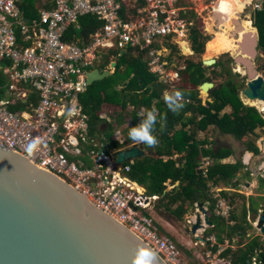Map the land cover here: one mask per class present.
Segmentation results:
<instances>
[{
	"label": "built area",
	"instance_id": "built-area-1",
	"mask_svg": "<svg viewBox=\"0 0 264 264\" xmlns=\"http://www.w3.org/2000/svg\"><path fill=\"white\" fill-rule=\"evenodd\" d=\"M138 1L142 6H129L126 0H42L38 17L29 18L22 7L26 0H0V146L68 181L145 240L167 264H194L168 235V226L155 216L161 195L150 194L130 176L135 161L118 164L113 154L120 149L108 151L104 142L90 135L89 116L80 101L75 103L89 87L87 72L112 51L147 53L151 71L161 83L172 91L180 90L186 65L171 63L166 52L172 41L185 38L188 9L181 5L182 0ZM86 16L103 21V26L88 42L66 40L70 28H78L79 20ZM182 100L192 102L183 96ZM23 105L26 107L20 111L12 109ZM36 139L42 143L30 155L27 145ZM116 140L123 141L121 132ZM210 164L203 158L200 168L204 176H208ZM224 191L216 185L210 188L216 215L229 218L233 206L222 195ZM261 213L248 217L259 232ZM195 217L186 218L189 228ZM198 231L191 239L197 245L192 247L194 254L200 246L207 252L196 264H231L219 258L230 247V239L219 244L214 235L205 238V230ZM260 235L264 243V235ZM251 262L261 264L257 257Z\"/></svg>",
	"mask_w": 264,
	"mask_h": 264
},
{
	"label": "trees",
	"instance_id": "trees-1",
	"mask_svg": "<svg viewBox=\"0 0 264 264\" xmlns=\"http://www.w3.org/2000/svg\"><path fill=\"white\" fill-rule=\"evenodd\" d=\"M41 1L26 0L28 5L24 4L22 7L26 10L27 17H38L39 9L36 6ZM192 16L195 17L194 12ZM78 24V28L74 26L70 28L66 40H88L104 23L93 16H86L82 17ZM253 24L259 30V47L264 51V0H261V7L254 11ZM191 31L194 53L204 54L205 46L210 42L212 36L203 38L202 32L197 26L191 27ZM172 46L173 54L181 52L179 46ZM129 52L123 56H120L118 51H112L106 55L103 59V66L110 64L111 58L119 59L115 75L101 81L100 86H96L95 82L84 92L83 98L81 95L79 97L83 112L89 116L90 135L98 138L100 135L106 134L110 141V147L114 149L126 147L137 142L127 135L128 129L139 123L137 108L141 104L146 107L147 111L155 107L159 113L157 112L158 119L153 134H156L159 142L160 158L146 156L136 160L132 163L130 176L145 185L150 194H160L161 199L158 207L160 204L166 206L178 219H183L195 202L207 203L214 229L206 233V238L212 235L217 236L218 243L222 244L226 238L233 239L240 233L243 234L241 241H244L247 232L252 230V226L247 220L246 213L241 218L234 212V198L243 196L241 194L227 195L226 192H223L222 195L234 210L229 218L219 217L216 215V200L210 194V188L221 183L227 184L236 178L245 167L240 162H237L236 165L215 163L210 166L208 176H204L200 168L202 159L212 160L218 155L205 147V143L209 142L207 139L202 141L199 138L200 132L208 135L216 129L223 134H231L239 140L246 141L254 138L255 140H252L251 144L249 143L250 148L255 155H260V150L255 142L260 138V135L257 134L258 130L264 134V120L255 107L243 103L240 92L245 84L235 82L233 78L240 75L232 74V69L225 68L226 64L219 61L216 64L218 71L213 72L215 76L226 75L227 80L224 84L212 89L210 97L212 102H203L199 96V86L207 81L212 82L213 78L217 77L208 76L207 70L210 68L205 67L202 62L196 63L188 58L185 59L184 56H179L186 65V69L181 72L180 91L185 98L192 99V103L187 104L181 112H173L168 109L163 99L165 86L159 82L158 76L151 72L150 64L144 60L147 53L137 52L136 56L133 51ZM170 59V61L173 60L171 57ZM123 65H126V70L122 69ZM260 68L264 71V62ZM35 97L37 96L32 95V98ZM132 106H135V109H131ZM24 107L26 105L20 108L12 107V109L20 111ZM227 107H230V112H225ZM105 110H110L109 114H112L115 122L108 123L107 119L102 117ZM188 111H192L193 115L185 119L184 114ZM198 117L201 119L198 120ZM128 122H130V126L125 127ZM163 123H167V126L160 130ZM118 130L124 135L121 142L114 139ZM183 152H187L186 157H175L176 154ZM219 157L222 158L223 155L220 154ZM178 181L181 183L176 187L175 184ZM169 185H174V188L169 189ZM253 239V242L251 240L241 242L240 247L236 250L228 248L221 254V258L231 264H252V259L257 257L261 264H264V243L262 239L258 240L255 236ZM216 249L217 247L215 251H217Z\"/></svg>",
	"mask_w": 264,
	"mask_h": 264
},
{
	"label": "water",
	"instance_id": "water-1",
	"mask_svg": "<svg viewBox=\"0 0 264 264\" xmlns=\"http://www.w3.org/2000/svg\"><path fill=\"white\" fill-rule=\"evenodd\" d=\"M241 38L240 51L248 56L236 55L235 60L247 69L249 77L241 93L248 100L264 102V76L252 67L251 60L257 56L258 28L244 32ZM216 63V59L203 60L205 66ZM111 75L112 71L93 69L86 74L87 84L91 86ZM214 88V83L207 81L198 90L209 95ZM75 103L79 104L78 98ZM147 153L156 155L153 147L137 142L113 156L123 164ZM237 186L240 182L234 183ZM198 207L193 233L204 228L203 220L212 224L204 202ZM260 210L257 228L261 231L253 227V235H264V204H260ZM141 244L155 251L154 264H167L145 240L68 181L0 146V264H132Z\"/></svg>",
	"mask_w": 264,
	"mask_h": 264
},
{
	"label": "rangeland",
	"instance_id": "rangeland-1",
	"mask_svg": "<svg viewBox=\"0 0 264 264\" xmlns=\"http://www.w3.org/2000/svg\"><path fill=\"white\" fill-rule=\"evenodd\" d=\"M126 1L130 2L131 4L134 3V0H126ZM212 1H214V0H212ZM210 2H211V0H186V1L182 0L181 1V5L186 7L187 9H189L188 10V22L190 24H189V30L186 33L185 38L182 37L183 39L179 38V39H177V41L171 42L172 45L179 46V49L181 51L180 53L178 52L177 54H175L174 60L176 63L181 64L182 60H181V58H179V56L181 57V54H184V53L186 55H190L189 59L196 62V63H201V62L203 63V60H208V59H211L212 57H214L217 62H219V61L224 62L226 64L225 68L232 69V74L240 75L239 77H233L235 82L247 84V81L249 79L248 71L244 66H241L240 63L234 61V55H233V54L240 55V51L238 49H239V47L241 48V46H238L237 51L235 50L236 47L231 50V49L227 48L226 45L224 44L223 40H221L222 38L224 39L226 37V33H228V31L226 29L227 25L225 23L227 20L226 14H225L226 4L223 3L221 0H217V4H215V9H214V7H213L214 4L211 5ZM256 3L261 4V1L260 0H236V7H235L236 11L234 10V13L237 12L238 16L240 17L239 18L240 21L241 20L245 21L246 19H251V18L253 20L254 11L256 9ZM214 11H216L215 13H216L217 19L215 17ZM193 12L195 14L194 18L192 16ZM193 26H197L200 29V31L202 32L203 38L205 36H210V37L212 36V39L210 40V42H208V44H206V46H205V53L202 55L195 54L193 51V48L190 47V45L192 44V42H191V33H192L191 27H193ZM250 27L251 28H249L247 30V32L248 31L254 32L255 27H253L254 30H253L251 25H250ZM241 32H235V30H233V31H230L229 34L235 40V42L236 41L240 42V40H242V38L240 36ZM181 42L188 43L189 48L188 49L185 48L186 46L181 44ZM168 49L172 53V51H173L172 48L168 47ZM206 50H207V52H206ZM213 50H215V51H213ZM237 52H239V53H237ZM243 54L246 57L248 56L245 53H243ZM251 60H252V67L257 69V73L264 75V71H262L260 68L261 64L264 62L263 48H257V56ZM182 64H184V63H182ZM237 66H238V68H237ZM205 67L210 68L209 70H207L208 76H210L211 78L217 77V78H213V82L215 83V88L219 87L220 85H222L226 82V80H227L226 75L222 76L219 74V76H215L213 71H218V69L216 68V64H214L213 66H205ZM239 68H241L240 69L241 71L238 70ZM237 70H238V72H237ZM104 80H106V79H104ZM100 82L101 81L96 82L95 83L96 86H100ZM201 94L203 95V97H205L207 95V93H204L203 91H201ZM83 96H84V93L81 94V98H83ZM240 97L247 106H250V107L253 106L256 109H258L259 112H263V110L261 111V109H260L261 106L259 108V104H258V102H263V101H261V100L260 101L248 100L242 95L241 92H240ZM82 102H83V99H82ZM255 102H257L258 105ZM120 110H122V107H120ZM230 111H231L230 107H227L225 109V112H230ZM215 133H217V131H215ZM257 134L260 135V138L256 142L255 141L254 142L257 144V146L260 149V155L253 159L254 160V166L253 167H255V165L257 167H259L260 165H263V168H264V164H263L264 163V134H262V132L260 130L257 131ZM199 138L202 141H203V139L204 140L207 139L209 141L208 143H205V145H207L213 140V132H210L208 135L205 134ZM252 140H255V139L251 138V141ZM221 154L223 156L231 155L230 151H227L226 149H222ZM256 163H258V164H256ZM241 171H245L247 178L252 179V177L250 176V172L246 171L245 168H243V170H241ZM171 186L172 185H169V189ZM255 192L257 193V195L251 196L247 200L250 203V205L253 206L252 207L253 210H257L259 207L258 206L259 203L261 201H263L262 198L264 196V178H261L259 180L258 187L255 190ZM239 204H241V201H239ZM159 209L160 210L155 209V213L157 214V215H155L156 218H158L159 221L160 220L162 222L164 221L165 224H167L166 221H168V220H170L174 224V230L176 229V233H172V234L169 233L168 235H170L176 242H178L179 246L181 247V250L184 252V255L190 259H193L194 264H196L198 261H201V259L205 257V250L199 249L194 254L195 250L193 248H195L197 245L192 244V240H194V236L192 234V231L190 230L189 227H187V224L185 222V218L188 215L193 214V211L194 212L197 211L196 208L194 210L189 209V211L186 213V215L184 216L183 219H178V217L175 214L170 212L166 208V206H164L162 204H160ZM247 210H248V208H247ZM248 212H249V210H248ZM237 213L239 214V212H237ZM255 237L258 240L263 238L261 235H257ZM253 241H254V239L252 237L251 242H253ZM199 248H203V247L200 246ZM189 249H192V250H189Z\"/></svg>",
	"mask_w": 264,
	"mask_h": 264
},
{
	"label": "crops",
	"instance_id": "crops-1",
	"mask_svg": "<svg viewBox=\"0 0 264 264\" xmlns=\"http://www.w3.org/2000/svg\"><path fill=\"white\" fill-rule=\"evenodd\" d=\"M32 1H34V0H32ZM186 1V0H185ZM261 1V0H260ZM127 2V1H126ZM127 4L129 5V6H133V5H137L138 7H140V6H142V2L141 1H138L137 2V0H134V3L133 4H131L130 2H127ZM210 4L211 5H213L214 4V9H215V4H217V0L215 1H212L211 0V2H210ZM248 5V4H247ZM37 7V9H39V8H41V5H40V3H38V5L36 6ZM189 10V9H188ZM216 11H214V13H215ZM215 17H216V13H215ZM216 19H217V17H216ZM239 19V18H238ZM250 20V22H251V26H252V28L253 27H255V29H256V26H253L254 24H253V20H252V18L251 19H249ZM233 23V25L235 24L234 22H232ZM259 39V38H258ZM87 42L89 41V40H86ZM182 41V40H181ZM179 42V41H178ZM240 46V45H239ZM168 47H173L172 45L171 46H168ZM190 47H192V44L190 45ZM257 48H260L259 47V40H258V47ZM166 50H167V47H166ZM173 50V49H172ZM239 51H240V47H239V49H238ZM237 51V50H236ZM137 52H139V51H133V53H134V55H138V53ZM168 52V53H167ZM166 52V54L168 55H170L169 56V58H168V60L170 61L171 59H170V57L171 58H173V60L172 61H170L171 63L173 62V61H175L174 60V57H175V54H173V51H172V53H171V51H169V49H168V51ZM120 53V56H123V55H125V54H127V53H130L129 51L128 52H119ZM184 53V52H183ZM237 53H239V52H237ZM243 55V56H245L241 51H240V55ZM234 55V61H236L235 59H236V55L235 54H233ZM181 56H184L185 57V59H189V56H187V55H184V54H181ZM144 60H145V62L146 63H149V58H148V56H146L145 58H144ZM115 63H117V65H116V67H114V64ZM183 62H181V64H182ZM218 63V62H217ZM216 63V64H217ZM239 63V62H238ZM150 64V63H149ZM118 65H119V59L118 58H116V57H114V58H111V62H110V64H108L107 66H103V62H101L100 64H96V66L93 68V69H99L101 72H104V71H107V70H109V71H112V75L110 76V77H112V76H114L115 75V73H116V71H117V67H118ZM92 69V70H93ZM122 69L123 70H126V65H123L122 66ZM91 70V71H92ZM150 70H151V67H150ZM152 72V71H151ZM153 73V72H152ZM155 74V73H154ZM155 75H157V74H155ZM158 76V75H157ZM110 77H108V78H110ZM108 78H106V79H108ZM158 80H159V82L161 83V81H160V78L158 77ZM213 82V81H212ZM214 83V82H213ZM162 85H164L163 83H161ZM202 85V84H201ZM200 85V86H201ZM214 85H215V83H214ZM165 86V85H164ZM199 86V87H200ZM189 89H192V87H189ZM199 91V90H198ZM165 92H172V90H170L167 86H165V89H164V93ZM81 95V94H80ZM199 96L200 97H202V94L199 92ZM80 97V96H79ZM184 97V96H183ZM80 99V98H79ZM192 100V99H191ZM80 101V105H81V107H82V109H83V106H82V104H81V100H79ZM243 101V100H242ZM192 103V102H191ZM191 103H183V107L182 108H180L178 111L179 112H181L182 111V109L184 108V107H186L187 106V104H191ZM244 103V102H243ZM245 104V103H244ZM131 109H135V106H132L131 107ZM137 110H138V112L140 113L141 111H143L144 113H146L147 112V109H146V107H144L142 104L137 108ZM109 111L110 110H105L104 111V113H102V117H104L105 119H107V122L108 123H113V122H115L114 121V119H113V117H112V115L111 114H109ZM157 112L159 113V111L157 110ZM193 114V112L192 111H188V112H186L185 114H184V118H186V117H189V115H192ZM139 121L141 120V116L139 115ZM201 119V117H198V120H200ZM90 125V124H89ZM107 125V124H106ZM130 126V122H128L126 125H125V127H129ZM163 126V128L161 129V127ZM161 127H160V130H163L166 126H167V123H163V125H162ZM215 131H219V130H215ZM89 132H90V126H89ZM121 131H117L116 132V135H115V140H116V138H117V136H118V134L120 133ZM122 133V132H121ZM123 134V133H122ZM203 135H205L203 132H200V137L201 136H203ZM220 136H218L217 138H214V136H213V140L209 143V144H207L206 145V148L207 149H210V150H212V151H214V154H217L218 155V157L217 158H213L212 159V165H214L215 163H220V164H232V165H236V163L237 162H242L243 163V165L245 166V170L246 171H248V172H250V176L252 177V179H248L247 178V176H246V172L245 171H241V173L240 174H238V176L236 177V178H234V179H232V180H230V182H227V184H225V183H221L220 185H218V186H220V187H222V188H225L226 189V191H224V192H226L227 193V195L229 194V195H236V194H241L243 197H236V198H234V207H235V210H234V212L236 213V215L237 216H239V217H241V218H243V214H247L246 216H247V220H248V217L250 216V217H253V216H256L257 214H258V212H259V210H260V204H264V201H261L260 203H259V207H258V209L257 210H253V206L252 205H250V203L247 201L248 200V198L249 197H251V196H255V195H257V193L255 192V190L257 189V181H256V179L254 178V174H251V172H252V170H251V168H250V170H248L247 169V165H248V160H249V158H250V154H246L245 153V156L243 157V160H241V157H242V154L244 153V152H247V150H246V147H247V140L244 142V141H240L239 139H237L235 136H233V135H229V134H223V133H221V134H219ZM223 135V136H222ZM101 136V137H100ZM98 138H95V137H93V138H95V139H97V140H99L100 142H104V144H106L107 146H106V150H108V151H111V150H114V148H112V147H110V141L108 140V136L106 135V134H103V135H100ZM155 136H156V134H155ZM172 136H174V134H172ZM123 139H124V135H123ZM117 141V140H116ZM134 143H137V142H134ZM134 143H132V144H134ZM132 144H130V145H132ZM245 144V145H244ZM130 145H128V146H130ZM158 145H159V142L155 145V146H153V149H154V151H156V155H154V156H151V157H156V158H160V156H159V152H158ZM128 146H126V147H128ZM125 148V147H124ZM245 148V149H244ZM222 149H226L227 151H230V153H231V155H229V156H223L222 158L221 157H219V155L221 154V151H222ZM149 151V149H147V152ZM186 155H187V152H183L182 154H176V158H183V157H186ZM147 156H150V155H148V153H147ZM162 158H164L165 159V157H162ZM167 159H169V158H167ZM136 161V160H135ZM236 182H240V186H237V187H234V183H236ZM180 181H178L176 184H175V186L177 187V186H179L180 185ZM249 185V186H248ZM174 188V185H172L171 187H170V189H173ZM243 189V190H242ZM264 197V196H263ZM239 201H241V204H239ZM201 202H203V201H201ZM199 202H195L194 203V206L193 207H191V209L192 210H194L196 207H197V205L196 204H198ZM206 208H208V210H209V206H207V204H205L204 205ZM249 206V207H248ZM247 208H248V210H249V212H248V210H247ZM198 211V210H197ZM197 211H193V214H191V215H188L187 217H189V216H191V217H194V214H196V212ZM237 212H239V214L237 213ZM256 212V213H255ZM186 215V214H185ZM210 220H211V216H210ZM242 220V219H241ZM162 222V221H161ZM167 222V224H165L164 223V221L162 222L165 226H166V228H167V226H168V228H167V231L169 232V233H176V229L174 230V224L170 221V220H168V221H166ZM212 222V221H211ZM249 222V221H248ZM252 226V225H251ZM212 229H214V225H213V223L211 224V225H206L205 227H204V230H206L205 231V235H206V233L208 232V231H211ZM199 232V231H198ZM254 236H257V235H253V229L252 230H250L249 232H247V234H246V238L244 239V241H241V239L243 238V234H237L236 235V237H234L233 239H230V247L229 248H233L234 250H236V249H238L239 247H240V243L241 242H249L250 240H251V238L252 237H254ZM217 237V236H216ZM213 251H215V249L213 250Z\"/></svg>",
	"mask_w": 264,
	"mask_h": 264
},
{
	"label": "clouds",
	"instance_id": "clouds-1",
	"mask_svg": "<svg viewBox=\"0 0 264 264\" xmlns=\"http://www.w3.org/2000/svg\"><path fill=\"white\" fill-rule=\"evenodd\" d=\"M182 96H183V93L180 90H174L172 92H165L163 94V99H164L168 109L173 111V112H176L180 108L183 107ZM139 115L142 117V119L139 121L138 124L133 125V126H131L128 129L127 135L129 136V138H131L132 140L137 141L138 143H140L142 145H145V146H148V147H153V146H155L158 143L157 137L153 134L154 133V127H155V125L157 123V119H158L157 110H156L155 107H153L150 110H148L146 113L141 111L139 113ZM41 143H42V141H40L38 139L31 141L27 145V149H26L27 152L31 155L35 150H37L40 147ZM245 153L247 154V152H245ZM209 160L211 162V164H210V166H211L213 162H212L211 159H209ZM242 165H243V163H242ZM204 205H205V203H204ZM208 215L210 216L209 210H208ZM186 218H185V222H186ZM203 225H204V227L207 225L204 220H203ZM192 226L190 228L191 231H192ZM203 229L204 228H200L198 230H203ZM198 230H196L195 233L192 232V234L198 233ZM204 235H205V232H204ZM200 249H204L205 253L207 252V250L205 248H200ZM216 252L217 251H214V253H216ZM155 255H156V253L151 247H149L147 245H144V244L138 245L137 248H136L135 254L132 257V264H154V259L153 258L155 257ZM219 258H221V254L219 255ZM190 261L192 263H194L193 259H190Z\"/></svg>",
	"mask_w": 264,
	"mask_h": 264
},
{
	"label": "bare ground",
	"instance_id": "bare-ground-1",
	"mask_svg": "<svg viewBox=\"0 0 264 264\" xmlns=\"http://www.w3.org/2000/svg\"><path fill=\"white\" fill-rule=\"evenodd\" d=\"M221 1L226 4V6H225V14H226L227 20H226L225 23L227 25L226 29L228 31V33H226V37L224 39L222 38L221 40H223V42H224V44L226 45L227 48L232 50V49H234L236 47L235 50H237L238 46H239L238 45V41L235 42V40L230 36L229 32L233 31V30H235V32H241L242 31L240 33V36H242V34L244 32H247V30L249 28H251L250 27L251 22H250L249 19H246L245 21H242V20L240 21V19H238L240 17L238 16L237 12L234 13V10H235V7H236V0H221ZM232 22L235 23L234 24L235 26L233 25ZM181 44L185 45L186 46L185 48H187V49L189 48L188 43L181 42ZM207 61H209V60H207ZM237 68H238V66H237ZM240 69L241 68H239L238 70H240ZM255 103L257 104V102H255ZM258 104H259V108L261 106V108H260L261 111L262 110L264 111V103L263 102H258Z\"/></svg>",
	"mask_w": 264,
	"mask_h": 264
},
{
	"label": "flooded vegetation",
	"instance_id": "flooded-vegetation-1",
	"mask_svg": "<svg viewBox=\"0 0 264 264\" xmlns=\"http://www.w3.org/2000/svg\"><path fill=\"white\" fill-rule=\"evenodd\" d=\"M213 51H215V50H213ZM185 54V53H184ZM186 55V54H185ZM187 56H189V55H187ZM211 59H215L214 57H212ZM211 59H208V60H211ZM237 72H238V70H237ZM264 76V75H263ZM205 83V82H204ZM212 91V90H211ZM211 91H210V93H209V95H206L205 97H203V95H202V97H200L202 100H203V102H212V99L210 98L211 97ZM253 107V106H252ZM258 110V109H257ZM259 114L262 116V118H263V120H264V111L263 112H259ZM193 115V114H192ZM192 115H189V117H186V119L187 118H190V117H192ZM217 130V129H216ZM219 134H221V132L220 131H218L217 133H215V130L213 131V136H214V138H217L218 136H220ZM230 135V134H229ZM223 136V135H222ZM240 141H244L245 142V140H240ZM249 143L251 144V139H248L247 140V147H246V150H247V154H250V158H249V161H248V165H247V169L248 170H250V168H251V170H252V172H251V174H254L255 176H254V178L256 179V181H257V186H258V183H259V180L261 179V178H264V168H263V165H260L259 167H257L256 165H255V167H253L254 166V158H256V157H258L257 155H255V153H253V151L251 150V148H250V145H249ZM245 145V144H244ZM256 146H257V144H256ZM257 148L259 149V147L257 146ZM245 149V148H244ZM260 150V149H259ZM256 164H258V163H256ZM264 164V163H263ZM250 167V168H249ZM250 170V171H251ZM263 199V201H264V197L262 198Z\"/></svg>",
	"mask_w": 264,
	"mask_h": 264
}]
</instances>
